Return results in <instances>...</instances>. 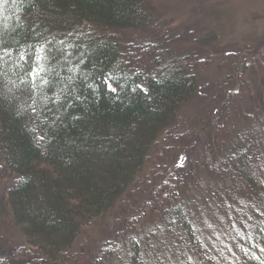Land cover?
Masks as SVG:
<instances>
[{"label": "trees", "instance_id": "1", "mask_svg": "<svg viewBox=\"0 0 264 264\" xmlns=\"http://www.w3.org/2000/svg\"><path fill=\"white\" fill-rule=\"evenodd\" d=\"M148 4L0 0V182L12 179L1 195L0 214L25 242L10 264H74L86 255L84 247L78 255L73 252L83 231L108 216L142 214L140 197L149 199L144 209L156 203L174 258L183 264L195 257L204 261L178 206L196 170L214 185L232 249L245 264H264V169H251L264 163L263 155H254L262 146L246 131L231 145L224 137L227 113L216 117L217 125L203 119L196 130L187 122L201 91L200 75L191 71L194 60L164 66L154 43L117 42L116 36L127 31L155 32ZM195 43L194 48L208 49L216 42L206 37ZM144 59L151 63L147 73L138 71ZM226 79L218 91L221 101L233 89L234 79ZM199 129L218 142L201 149L196 164L197 156L187 159L183 173L176 169L162 181L181 156L172 157L173 147L184 150ZM159 194L165 199L161 203ZM104 253L91 264L109 263ZM137 254L134 247L132 264Z\"/></svg>", "mask_w": 264, "mask_h": 264}, {"label": "rangeland", "instance_id": "2", "mask_svg": "<svg viewBox=\"0 0 264 264\" xmlns=\"http://www.w3.org/2000/svg\"><path fill=\"white\" fill-rule=\"evenodd\" d=\"M149 1L150 19L155 32L146 35L139 31H127L116 36L117 42L122 45L134 41L142 45L154 43L160 47L159 60L164 66L183 61L189 65L194 60L196 68L191 71L197 76L200 75L201 91L187 112V122L191 126L193 124L192 127L196 130L199 128L197 124L203 119L210 118L209 122L217 125L215 121L219 116L223 118L226 113L230 114V123L224 131V137L233 145L238 136L246 131L250 133V140L262 146L261 150L254 152L255 157L264 156V0ZM206 37L216 43L211 44L208 49L193 47L195 41ZM121 50L124 55V48ZM138 58L141 60V57ZM140 60L138 71L148 72L151 63L145 59ZM184 62L181 65H185ZM199 71H202L201 74ZM229 76L234 79L230 83L233 89L221 101L218 91L224 85L222 81H227ZM216 82L221 83L217 85ZM222 107L223 112H220ZM209 129L211 131L212 127ZM187 130H190L189 126ZM194 132L195 140L189 142L184 150H180L181 147L178 146L173 147L172 157L176 152L181 156L171 162L172 165L168 166V173L162 181L179 168V173H183L187 159L197 156L192 160L196 164L202 156L201 149H207L209 143L212 145L218 142L215 137L211 140L207 136L204 138L200 129ZM201 135L202 140L199 143L198 138ZM226 147L228 146L221 150L219 162L225 160L228 150ZM252 154L253 151H250L244 153V156ZM220 155L216 156L217 159ZM230 164L228 162L227 166ZM251 169L252 172L261 173L264 163L260 167L252 164ZM195 174L188 194L181 197L177 204L190 223L199 250L205 253V258L203 261L195 257L188 264H245L232 249L224 227L221 226L222 217L218 213L214 185L209 182V178L203 177L202 171L196 170ZM227 180L229 184V177ZM11 185L10 178L0 182V198ZM156 199L160 203L165 200L160 194ZM147 200L148 197L138 199V208L142 210V214H124L117 219L108 216L85 229L74 243L73 252L78 255L84 247L86 255L76 259L74 264H91L95 258L103 255L102 252H105V257L109 256V263L107 259L104 264H132L134 247L138 248L137 264H183L174 258L170 244L165 242V225L158 214L156 203L151 202L148 208H143ZM229 203L224 201L227 206ZM173 204L174 202L171 203ZM248 213L249 208H246L242 215L245 217ZM175 226L179 227L178 224ZM262 228L264 229V225ZM20 245H25L23 237L0 214V262L10 264L15 259L17 246Z\"/></svg>", "mask_w": 264, "mask_h": 264}, {"label": "snow or ice", "instance_id": "3", "mask_svg": "<svg viewBox=\"0 0 264 264\" xmlns=\"http://www.w3.org/2000/svg\"><path fill=\"white\" fill-rule=\"evenodd\" d=\"M112 91H115V89H111Z\"/></svg>", "mask_w": 264, "mask_h": 264}]
</instances>
